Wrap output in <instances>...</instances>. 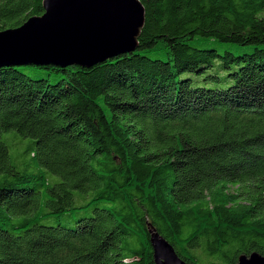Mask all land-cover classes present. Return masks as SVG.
Returning <instances> with one entry per match:
<instances>
[{"label":"trees","instance_id":"1","mask_svg":"<svg viewBox=\"0 0 264 264\" xmlns=\"http://www.w3.org/2000/svg\"><path fill=\"white\" fill-rule=\"evenodd\" d=\"M139 2L132 51L0 66V264H153L148 224L188 264L264 256V0Z\"/></svg>","mask_w":264,"mask_h":264},{"label":"water","instance_id":"2","mask_svg":"<svg viewBox=\"0 0 264 264\" xmlns=\"http://www.w3.org/2000/svg\"><path fill=\"white\" fill-rule=\"evenodd\" d=\"M42 13L0 30V66L23 64L90 67L132 51L144 23L139 0H42ZM153 264H188L150 224ZM235 264H264L252 251Z\"/></svg>","mask_w":264,"mask_h":264},{"label":"rangeland","instance_id":"3","mask_svg":"<svg viewBox=\"0 0 264 264\" xmlns=\"http://www.w3.org/2000/svg\"><path fill=\"white\" fill-rule=\"evenodd\" d=\"M244 51H250L248 47H243V48H235V54L240 53V52H244ZM14 140H17V138H14ZM23 143H27L28 139H22ZM22 148V146H21ZM82 203V200L76 196L75 200H74V204L78 205ZM77 217V214H75L74 210L71 211H66L63 214L60 215H51L48 216L44 219L41 220V223L43 224H49V225H54L56 223H60L63 225H71L73 220ZM209 260V256L203 254L202 258L200 260V262H198L197 264H207Z\"/></svg>","mask_w":264,"mask_h":264}]
</instances>
